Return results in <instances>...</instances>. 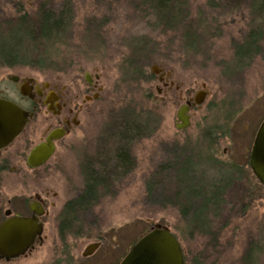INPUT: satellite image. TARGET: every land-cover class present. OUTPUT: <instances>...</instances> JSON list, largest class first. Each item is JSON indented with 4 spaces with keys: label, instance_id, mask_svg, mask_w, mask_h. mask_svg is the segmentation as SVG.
Returning a JSON list of instances; mask_svg holds the SVG:
<instances>
[{
    "label": "rangeland",
    "instance_id": "rangeland-1",
    "mask_svg": "<svg viewBox=\"0 0 264 264\" xmlns=\"http://www.w3.org/2000/svg\"><path fill=\"white\" fill-rule=\"evenodd\" d=\"M15 1L49 4L54 14L66 8L68 17L62 34L32 42L14 38L0 21V47L9 54L0 56V83L12 73L5 61L27 59L40 65L31 72L38 80L83 88L84 76L98 69L103 85L81 125L60 144L43 184L76 198L88 168L114 156L123 121L134 120L141 128L129 140V173L100 189L90 216L81 214L62 236L49 231L43 246L0 264H118L156 224L175 234L185 264H244L251 246L256 249L248 264H264V189L249 167L264 120V59L254 52L250 59H236V51L243 57L248 50L245 42L253 31L261 30L264 49L259 4L264 0H169L167 16L155 9V0H0L4 18L15 16ZM160 71L175 84L164 88ZM201 90L207 94L191 110L190 126L176 129L178 109ZM175 148L187 171L179 173L184 180L177 178L180 193H165L163 200L182 203L183 184L194 202L212 182L235 181L212 219L210 238L189 234L177 207L145 203L147 179ZM223 165L243 169L246 176ZM6 183L5 191L12 194L16 186L12 179ZM93 243L100 247L83 257Z\"/></svg>",
    "mask_w": 264,
    "mask_h": 264
},
{
    "label": "flooded vegetation",
    "instance_id": "flooded-vegetation-1",
    "mask_svg": "<svg viewBox=\"0 0 264 264\" xmlns=\"http://www.w3.org/2000/svg\"><path fill=\"white\" fill-rule=\"evenodd\" d=\"M11 3L16 8L15 16L4 18V13H0L1 23L3 20L4 25L9 29L8 33H15L14 36H17V39L24 38L28 41L35 39L36 25L44 21L42 17V14L46 13L44 9L52 12L50 5L42 3L43 5L38 7L36 3L26 1ZM259 4L264 7L263 2ZM155 9H157L156 6ZM9 34L8 37L11 36ZM5 62V67L12 73L0 83L8 84L6 87L0 86V99L16 105L28 113L29 117L20 135L7 147L0 149V225L8 218L21 217L35 218L37 224L42 227V234L35 239L33 249L17 258L20 259L43 246L49 231L56 230L62 234L72 222L69 213L70 202L73 199H69L68 195H63L59 190H54L52 186L45 185L43 182L47 179L48 166L54 159L60 144L81 125L82 115L92 102L100 98L103 85L100 74L96 73L99 72L98 69L94 70L93 75L84 76V81L80 83L85 84L83 88L71 89L70 86L62 85L67 83L38 80L33 76L31 72H37L40 67L37 61L25 59ZM16 68L19 70L14 71ZM158 78L164 88L175 84L171 81L170 74L165 71H160ZM190 100L192 99L186 103ZM193 109L194 106L189 107V118ZM54 131H58L57 136H60L51 140L54 145L51 157L38 167L30 166L28 162L30 152L38 145L47 143L48 137ZM118 148L121 149L120 146ZM90 168L92 166L85 173V180ZM128 173L118 176L117 179L115 177V181ZM9 179H12L16 186L12 194H7L5 191L6 182ZM79 195L77 194L76 197ZM97 244L100 247V243Z\"/></svg>",
    "mask_w": 264,
    "mask_h": 264
},
{
    "label": "trees",
    "instance_id": "trees-1",
    "mask_svg": "<svg viewBox=\"0 0 264 264\" xmlns=\"http://www.w3.org/2000/svg\"><path fill=\"white\" fill-rule=\"evenodd\" d=\"M155 1L158 4L157 11L161 13L166 11L164 16H167V10L171 9V6H169L170 3L168 2L169 0ZM44 10L46 11V13L42 14L44 21L42 23L38 22L35 33L37 37H40L39 39L49 40L53 36L63 33V27L66 25V17H68V10L64 8L63 11L58 14L49 12L46 9ZM261 36H263L261 30L249 33L246 39L247 42H245L248 50L245 51L243 57L240 56L242 54L241 52L236 51V59H250L253 56V52L256 54L254 57L261 55L264 59V49L262 50L261 47L263 46H260L262 41L260 38ZM16 37L17 36H14V38ZM241 46L238 45L236 50H239ZM16 47L17 42L14 44V48ZM6 54L7 53H5L3 47H0V56L4 55V57H6ZM7 55L9 56V54ZM138 128L140 130L141 126L134 120L123 121V124L119 127L118 131V135L121 140L119 142L121 149L118 148L111 160L102 162L96 167L97 169L95 167L90 168V172L85 180L83 192L70 202L69 214L72 219L71 223L77 222L81 214L90 216L93 206L98 199L100 189H105L108 183L115 181V177L117 179L118 176L130 171V166L133 160L131 159L130 152L128 150V144L129 140L132 139L134 135L139 133ZM212 142L213 141H211V143ZM184 160L185 158H182L181 150L178 148L170 151L166 156H164V159L158 160L155 170L147 179V199L145 203L149 206H163L165 204H169L177 207L179 209L181 219L189 229V234L196 233L210 238L214 235V232L210 230L212 219L218 217L219 208L221 204L224 203V198L233 187L235 181L231 180V182L229 181L227 183L224 181L212 182L208 186L207 193H202L200 191L201 195H199V198L194 202L190 200L191 198H189L190 196L186 192L187 185L183 184L185 187L182 196V203L178 204L177 201L174 202L171 199L163 200L165 193H171L173 190L174 192L178 191V193H180V186L177 178L182 180L183 178L179 175L180 171H182V176H185L184 173L187 171L184 166ZM222 167L238 170L241 175L246 176V172L243 169H235L232 166L224 165ZM183 202H185V204ZM255 249L256 248H253L252 246L248 247L246 254L242 259L244 264L249 263L247 262V259L251 254H253Z\"/></svg>",
    "mask_w": 264,
    "mask_h": 264
},
{
    "label": "water",
    "instance_id": "water-1",
    "mask_svg": "<svg viewBox=\"0 0 264 264\" xmlns=\"http://www.w3.org/2000/svg\"><path fill=\"white\" fill-rule=\"evenodd\" d=\"M153 74L157 72L154 70ZM206 94L204 90L197 92L192 100L178 109L176 129L184 130L190 126L189 107L202 105ZM28 117L29 114L16 105L0 99V149L7 147L20 135ZM57 132L51 133L47 143L38 145L30 152V166L38 167L51 157L54 152L51 140L60 136H57ZM249 165L258 183L264 188V120L255 136ZM41 234L42 227L37 224L35 218L6 219L0 225V261L9 262L24 256L33 249L35 239ZM98 247L99 244L87 246L83 257L92 255ZM120 264H185V258L181 244L171 230L167 226L156 224L133 245Z\"/></svg>",
    "mask_w": 264,
    "mask_h": 264
}]
</instances>
